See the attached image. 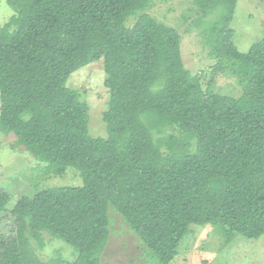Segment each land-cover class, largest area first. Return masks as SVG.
<instances>
[{
  "label": "trees",
  "instance_id": "trees-1",
  "mask_svg": "<svg viewBox=\"0 0 264 264\" xmlns=\"http://www.w3.org/2000/svg\"><path fill=\"white\" fill-rule=\"evenodd\" d=\"M155 1L9 0L19 16L0 28V130L56 176L78 170L84 185L11 209L0 187V264H48L28 231L42 247L43 233L72 246L69 264H100L110 207L161 264L193 225L264 236V40L240 52L238 0H194L201 16L219 14L206 41L213 74L229 72L243 92L205 90L185 66L179 30L146 13ZM102 60L108 138L95 139L90 107L67 82Z\"/></svg>",
  "mask_w": 264,
  "mask_h": 264
},
{
  "label": "rangeland",
  "instance_id": "rangeland-1",
  "mask_svg": "<svg viewBox=\"0 0 264 264\" xmlns=\"http://www.w3.org/2000/svg\"><path fill=\"white\" fill-rule=\"evenodd\" d=\"M146 13L179 30L185 66L201 79L205 90L233 97L242 95L235 76L229 72L213 74L216 61L210 56L206 41L210 26L219 19L218 12L203 17L194 0H156ZM15 16L19 15L10 7L9 0H0V28ZM135 22L132 16L127 25L133 26ZM231 27L240 52L247 53L264 40V0H238ZM106 79L102 60L80 69L67 82L68 88L80 93L81 101L90 107L89 133L95 139L108 138L103 115L109 108L111 94ZM15 144V136L0 130V187L10 195L8 209L19 199L33 198L44 189L84 185L78 170L70 168L63 176H56L47 168L49 164L39 162ZM109 218L111 236L100 264H161L112 207ZM4 229H10L9 223ZM27 236L38 256L48 264H69L76 257L72 246L48 233H43V247L32 231ZM171 264H264V236L253 240L242 235L229 236L219 225H193Z\"/></svg>",
  "mask_w": 264,
  "mask_h": 264
}]
</instances>
